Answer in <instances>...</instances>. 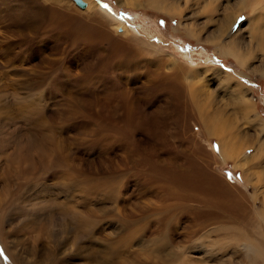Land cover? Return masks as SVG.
<instances>
[{"label": "rangeland", "instance_id": "rangeland-1", "mask_svg": "<svg viewBox=\"0 0 264 264\" xmlns=\"http://www.w3.org/2000/svg\"><path fill=\"white\" fill-rule=\"evenodd\" d=\"M83 1L0 0V264H234L264 212V44L247 36L264 1L205 0L194 36L142 0Z\"/></svg>", "mask_w": 264, "mask_h": 264}, {"label": "bare ground", "instance_id": "bare-ground-1", "mask_svg": "<svg viewBox=\"0 0 264 264\" xmlns=\"http://www.w3.org/2000/svg\"><path fill=\"white\" fill-rule=\"evenodd\" d=\"M89 1H92V0H89ZM123 1H124V3H129V4H132L134 6H139L140 5V3H139L140 0H120V2H123ZM142 1L148 8L155 9L156 11H159V12L163 13L166 16H169V17H176L177 16V17H179L180 20L183 19L182 20L183 22L181 21L180 24L182 25L185 34H187V35L189 34L190 36L191 35L194 36V35H193V33L191 34V32L189 30L190 27L188 26V23H187L188 22V18H189V14H185V13L186 12H190L193 9V6L194 7L195 6H202L203 7L205 5V0H142ZM244 1L245 0H240L239 2L241 3V5H243ZM258 1L261 2L262 0H258ZM181 3H182V5H181ZM87 4H88V1H87ZM87 4L82 9H85L86 7H87V9H89V8L93 7L92 2H89V5H87ZM181 6H183V9H180ZM94 8L97 9L96 4L94 5ZM198 12H200V11H198ZM239 12H243L242 11V7H240L238 9L237 14H233V17L230 18V21H229L230 24H228V29H230V26L233 23L232 21L235 20V18L238 16ZM112 25L115 26V28H117L118 26H121L123 28L124 33H127V32H129L131 30V29L128 30L129 28L127 29L126 26H123V24H119L118 22H115V21H113ZM247 26H248L247 27L248 28L247 29L248 30L247 36H251V37L255 38L257 40V42H258V45H261V44L263 45L264 44V25L258 24L257 21L254 24H251V21H250V23ZM239 30L240 29H238V31ZM234 34H236V32ZM196 38H197V36H196ZM235 44H236V41L234 39H230V41H228V44H227L228 47L226 49H224L225 52L231 53L230 51L235 47ZM262 45H261V47H262ZM263 47H264V45H263ZM190 91L193 92L194 90L191 89ZM239 91H240V89H239ZM239 91L236 90L237 95H239V97H241L238 100L240 101V103H243L242 105L246 106L247 109H250L251 106H253L252 103L250 102L251 100L244 99L245 95L242 97V93H241L242 91L241 92H239ZM195 96H197V95L195 94V92H193L192 99H195V100H191V103H192L193 106H195L197 108H200L201 105H202L201 100L199 101V99L197 97H195ZM238 100H236V103L238 102ZM253 115H257L256 117H258L257 113H255ZM203 118H202L201 121L202 122H206L207 120H209L211 118V116L209 115V117H207L206 120L203 119ZM211 120H213V118ZM211 122H214V120L211 121ZM263 123H262V126H263L262 129H264V124ZM202 125L204 126L203 127V131H204L205 134H209V133L212 132V134H215L216 136L217 135L219 136V138H218L219 153H222L224 155V157L233 158L234 161H236L235 159L237 157V153H235V151L232 148L228 147L229 150L227 148H225L226 150H224V152H223V147H224L223 146L224 143L222 142V136L224 135L223 128L220 125H217V124H212L211 127L209 125H207L206 123H204ZM30 146H29V148H30ZM247 149H248V146H247V148H245V151H247ZM255 150H257V149H255ZM26 152L27 153L25 155H22V157H24L26 159L29 158L30 160L32 159V161L33 160L34 161L35 160H39L38 161L39 164H45L48 161L49 155H51L46 150H43V149L36 150V151H34V152H36V155L33 154V155H35V157H37V159H36L35 157L31 156V154H30L31 153V149H29ZM59 154L55 153L54 157L57 158L56 160H57L58 164L60 165L62 158H61V156ZM246 160L248 161L249 158H247ZM233 164H235V167L238 166L237 165L238 163L236 164V162H233ZM10 166H12V164H10ZM12 171H14L13 174H11L12 180L14 181V183L18 184L19 187H23V189L25 191L23 193V196H20L19 199L21 201H26L25 199H27V197L29 196V195L26 194V192H27V190H28V188L30 186V181H31V180L29 181V179L27 177L28 169L25 168V167H18V168L14 167L12 169ZM16 179H17V181H16ZM2 212L3 211H2V208H1L0 209V221H1V217H2ZM258 218H259V223H257L255 225L256 229H254V235H252V238H250V236H247L248 233L238 232L237 239H236V242H237L236 246H237V248L238 247L239 248L236 249V251H234V252L235 253L239 252L240 257H239L238 260H235L234 264H258L259 262H260L259 264H264V212L263 211L258 213ZM0 234H1V228H0ZM184 260H185V258H184Z\"/></svg>", "mask_w": 264, "mask_h": 264}, {"label": "water", "instance_id": "water-1", "mask_svg": "<svg viewBox=\"0 0 264 264\" xmlns=\"http://www.w3.org/2000/svg\"><path fill=\"white\" fill-rule=\"evenodd\" d=\"M76 5H78L81 8H84L86 3L83 0H73Z\"/></svg>", "mask_w": 264, "mask_h": 264}, {"label": "snow or ice", "instance_id": "snow-or-ice-1", "mask_svg": "<svg viewBox=\"0 0 264 264\" xmlns=\"http://www.w3.org/2000/svg\"><path fill=\"white\" fill-rule=\"evenodd\" d=\"M105 8H107L108 6L107 5H104Z\"/></svg>", "mask_w": 264, "mask_h": 264}]
</instances>
